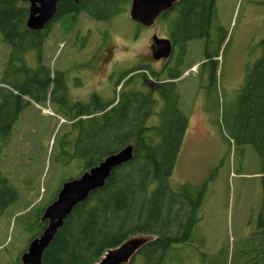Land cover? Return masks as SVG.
<instances>
[{"label": "rangeland", "instance_id": "374dc122", "mask_svg": "<svg viewBox=\"0 0 264 264\" xmlns=\"http://www.w3.org/2000/svg\"><path fill=\"white\" fill-rule=\"evenodd\" d=\"M131 1L124 0V10L107 22L94 21L86 14L51 22L43 43L42 65L64 75L70 101L84 100L92 92L107 96L109 89L114 99L121 92L120 84H114L118 74L131 72L135 65L151 71L161 68L162 63L150 57L149 45L153 36L169 39L173 18L160 16L152 27H143L130 19ZM259 1H216V92L198 88L199 84H209L206 78L198 82L203 41L195 40L187 46L186 60L191 69L181 68L182 72L188 71L177 83V91L179 110L188 119V127L169 187L177 191L189 185L203 190V198L199 220L189 239L173 246L167 264H213L210 255L221 250H226L229 264L233 246L236 252L241 251L242 240L255 231L263 201L261 163L254 147L238 144L234 135L240 134L245 125L240 108L245 78L262 55L264 3ZM108 51L112 52L108 63L98 67L97 55ZM8 54L9 46L0 35V76ZM25 60L32 69L38 66L35 52L28 53ZM112 72V79L107 81L106 76ZM145 76L151 83L149 71ZM137 80L127 85L128 90ZM103 81L106 90L102 92ZM205 101L206 108L202 107ZM61 112L67 111L60 104L31 103L21 113L0 154V172L18 195V200L0 216V264H21V256L34 235L31 223L39 209L55 199L65 182L84 171L83 160L73 156L71 146L78 133ZM158 124V114L154 113L147 125ZM237 259L234 264L246 262ZM132 264H144L143 258L135 256Z\"/></svg>", "mask_w": 264, "mask_h": 264}, {"label": "trees", "instance_id": "16d2710c", "mask_svg": "<svg viewBox=\"0 0 264 264\" xmlns=\"http://www.w3.org/2000/svg\"><path fill=\"white\" fill-rule=\"evenodd\" d=\"M214 1L181 0L162 13V18H173L169 38L175 46L183 49L189 42L207 36L210 20L216 13ZM124 5V0H60L52 21L65 16L77 19L86 14L94 21L107 22L121 13ZM27 16V3L0 0V35L9 46L0 76V154L21 113L31 103L50 101L61 106L62 94L69 107L61 113L78 133L71 146L73 156L83 160V173L125 146L134 147L133 159L115 169L105 185L92 192L65 219L44 251L41 264H95L108 250L136 237L147 239L135 255L141 256L144 264H167L173 246L189 239L199 220L203 198V190L189 185H182L177 191L169 187L188 119L170 106L166 112L156 113L160 124L148 126L154 115L153 102L147 98L141 104L130 93H122L120 104L111 110L106 109L107 104L97 105L95 99L89 108L70 102L63 88L64 75L42 65L43 43L52 21L35 32L26 27ZM261 46L262 55L249 70L241 90L240 108L245 125L234 136L238 144L252 145L259 157L263 201L255 231L242 240L241 251L236 252L233 246L229 264L236 263L237 258L246 260L245 264H264V42ZM30 52L37 55L38 66L34 69L25 60ZM207 68L209 82L215 83V63ZM148 71L154 77V71ZM17 200L16 190L0 172V216ZM44 209H39L32 220V239L45 227L40 218ZM224 251L210 255L213 264H228ZM135 256L128 264L133 263Z\"/></svg>", "mask_w": 264, "mask_h": 264}, {"label": "water", "instance_id": "95a60500", "mask_svg": "<svg viewBox=\"0 0 264 264\" xmlns=\"http://www.w3.org/2000/svg\"><path fill=\"white\" fill-rule=\"evenodd\" d=\"M28 4L26 27L31 31H42L55 17L60 0H20ZM75 3L78 0H73ZM181 0H132L130 19L143 26L152 27L162 13L169 11ZM154 60H166L171 54V42L165 38L152 37ZM134 147L127 145L118 152L104 158L98 165L82 173L78 178L65 182L55 199L45 207L41 221L45 227L39 236L32 239L21 256V264H41L42 255L51 244L58 230L73 209L97 189L102 188L112 172L133 159ZM147 242L144 237L125 241L120 246L108 250L95 264H128Z\"/></svg>", "mask_w": 264, "mask_h": 264}, {"label": "flooded vegetation", "instance_id": "af4514ba", "mask_svg": "<svg viewBox=\"0 0 264 264\" xmlns=\"http://www.w3.org/2000/svg\"><path fill=\"white\" fill-rule=\"evenodd\" d=\"M216 1H214V5L216 6ZM258 4L260 3H264V0H260L259 2H257ZM216 8V7H215ZM171 10V9H170ZM215 17V16H214ZM210 30L207 34V36H205L202 41H203V45H202V49L204 51V55L202 56V60L200 61L199 64H197V69L199 72V77H198V82L202 81L203 79H207L208 80V72H207V67L210 65L212 66V64L215 63L216 61V56L213 53V48L217 45V39L216 37H214L213 35V30H214V26H213V18L210 20ZM216 29V28H215ZM152 40V39H151ZM171 42V54L170 57L166 60L160 59V60H154L153 59V54H152V47H153V43L151 42L149 45L150 48V57L156 61V63H162L161 68L159 69V71H154V77L153 79L150 81L151 83H148L146 80V76L145 74H147V67H142V66H138L135 65V67H133L131 71L127 76L124 74H118L117 76H115V85L116 84H120L121 86V92L114 98L112 99V97L110 96V92L112 90L109 89V92L106 93L107 96H100L97 93L92 92L89 95H86L84 97V100H78V101H70L72 103H80L81 105H83L85 108H89L90 104L92 103V99H95L96 104H107V110H111L113 108H115L116 106H118L121 102V95L122 93H130L135 95V98L141 102V104L144 102V100H146L148 98L149 102H153V106H152V112L154 113H160V112H166V108L167 107H172V108H176V109H180L179 106V102H180V94L177 91V87H178V82L181 81V78L183 75H186V70L188 71V69H191V64H189V62L186 60V56H187V46L184 47L183 49H181L180 46H175L172 42V40L169 38L168 39ZM211 52V53H210ZM112 55L111 51H108V53H102V54H98L97 55V63L99 64L98 67H100V64H107L110 57ZM138 66V67H137ZM182 67H189L188 69L184 70L183 72L181 71ZM146 69V70H145ZM205 74V75H203ZM114 75V73H109L106 76L107 81L112 79V76ZM102 78V76H101ZM131 78L133 80H136L138 78L137 81L134 82V87H132V90H128V88H130V86H127V82L131 80ZM136 78V79H135ZM132 80V81H133ZM105 81V79H104ZM101 83V91L103 92V90H106V84L105 82ZM64 85V84H63ZM64 89H66V86L63 87ZM198 88L201 90L203 89H211L212 91L215 92L217 90V85L213 82H209L208 85H198ZM201 93H204L201 91ZM207 95V94H206ZM205 96V94H204ZM62 97L64 98L63 94ZM62 98L63 103L61 104L60 107H62L63 109H65L66 111H68V107L69 104H67L65 102V100ZM68 98V97H67ZM101 98H104V102L101 100ZM69 99V98H68ZM205 100H206V96H205ZM206 108V101L204 102V105H202V107ZM74 112V111H72Z\"/></svg>", "mask_w": 264, "mask_h": 264}, {"label": "bare ground", "instance_id": "6f19581e", "mask_svg": "<svg viewBox=\"0 0 264 264\" xmlns=\"http://www.w3.org/2000/svg\"><path fill=\"white\" fill-rule=\"evenodd\" d=\"M206 96V95H205ZM186 200V199H185ZM187 201V200H186Z\"/></svg>", "mask_w": 264, "mask_h": 264}]
</instances>
